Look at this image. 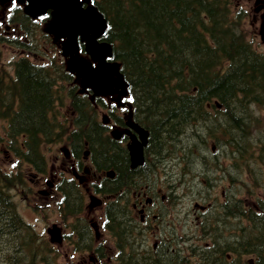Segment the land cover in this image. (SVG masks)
Listing matches in <instances>:
<instances>
[{
	"label": "trees",
	"instance_id": "obj_1",
	"mask_svg": "<svg viewBox=\"0 0 264 264\" xmlns=\"http://www.w3.org/2000/svg\"><path fill=\"white\" fill-rule=\"evenodd\" d=\"M94 1L108 21L105 40L113 45V60L120 62L140 122L151 132L148 152L155 162L164 163L168 157L175 165L170 181L195 183L204 190L210 176L223 170L221 158L208 144L214 139L240 170L237 182L264 187V143H254L252 132L261 121L257 109H264V57L241 33L240 20L232 16V1ZM67 77L57 62L46 68L27 58L13 63V75L0 69V149L5 146L18 161L13 172L0 162V264L56 263L51 245L22 219L12 194L24 185L27 164L46 171L45 146L64 139L80 155L88 144L96 166L117 173L102 194H115L117 185L132 175L133 181L147 180L145 174L130 170L125 149L106 134L87 97L72 89L73 125L58 121L54 105L62 100L64 89L57 82ZM162 168L155 165L150 172L156 178ZM245 168L249 181L245 175L242 182L239 176ZM63 182L60 210L63 216H76L83 206L80 189L72 180ZM245 203H213L210 214L201 216L204 231L212 233L205 239L211 249L218 248L219 261L243 264L244 256L254 254L257 263L264 264V206ZM118 209L116 199L107 203L106 227L115 238L124 233V239L132 240L134 221ZM85 240L92 236L85 235ZM122 259L154 264L146 259L133 263L132 252L126 250Z\"/></svg>",
	"mask_w": 264,
	"mask_h": 264
},
{
	"label": "rangeland",
	"instance_id": "obj_2",
	"mask_svg": "<svg viewBox=\"0 0 264 264\" xmlns=\"http://www.w3.org/2000/svg\"><path fill=\"white\" fill-rule=\"evenodd\" d=\"M236 4L240 5V10L244 8L245 16H246V22H245V30L248 34V37L250 39H253L254 44L257 46V48L261 51L264 50V45L260 43L259 38V23H260V17L261 13H257V7L259 6V1L256 3V0H235ZM258 4V5H257ZM16 8L18 9V6L14 2L7 3L6 5L0 6V69H5L11 72L13 74V62L16 61L22 54L28 55L32 58L31 53H27L22 49V45L17 43L15 40L19 39L17 38L18 30L16 31L15 27L13 25H17L19 30L22 29V26L19 22H16L15 19L12 18L13 13L16 11ZM238 8H235V11H237ZM17 12V11H16ZM15 12V14H16ZM11 13V15H10ZM11 23H5V19H11ZM10 24L11 26H7ZM45 27V23H42L41 21L33 24V30H34V39H31L37 42V45L39 47V55H42L45 51H53V41L52 39L46 37L43 32V29ZM26 32L22 33L21 36L25 34ZM35 37L37 38V41L35 40ZM21 40V39H20ZM56 48V50L58 51ZM22 50L24 52H22ZM51 55V53H49ZM3 67V68H2ZM98 107V106H97ZM61 112L65 113L66 115L70 114V108L68 106V102L66 101L64 106L62 107ZM101 108H98V115L99 118H101ZM255 134L260 135L264 140V112L261 113V121L260 125L255 129ZM256 144L260 143L259 141L254 142ZM209 146L216 145V142L214 139H211L209 141ZM66 147V144L63 142L61 144H54L50 146H46L44 148L45 157L48 161V168L47 174L40 175L36 170L33 169H27L28 174L25 176L26 185L20 186L18 189H15L13 191L14 200L16 202L17 210L21 217L28 223H31L34 228L37 230L39 234H41V238L43 241L47 242L49 245H52L49 243V237L46 233V229L50 227L52 224H57L63 229L64 234H70L71 231V223L75 221L76 217H68L63 218L58 209V202L61 200V195L56 191V188H54V185H56L57 181V174L58 172L63 168V161L61 156V148ZM217 148V147H216ZM217 152H221L219 148H217ZM153 153V151H152ZM223 153H225L223 151ZM154 158L151 157V163L154 164L155 161ZM0 162L3 165V167L9 171L13 172L16 170L14 168L15 166V159L14 156L8 151V149L3 146V149H0ZM227 162L225 161L223 163V166H225ZM169 165V164H168ZM65 166H70V162H66ZM89 165H85V167H88ZM53 167V172L55 175H51L49 173V170ZM264 168V165H262ZM92 169V168H91ZM264 171V169H262ZM176 170L174 169L173 165H170V173L174 175ZM85 177L83 176V184L82 189L87 192L85 194V207L84 211L81 212L79 215L80 222L84 223L86 222L91 231L90 233L97 232V236H93L92 244L95 245V247H98L100 243H105L107 239L110 238L109 233L104 228V206L101 205L97 208H89L88 204L90 203V196L93 194L99 197L101 200H106V198L102 197V195H99L94 192L93 184L94 182L99 183V181L102 179L103 173L93 172L90 170V172L86 173L84 172ZM67 176H70V174H66ZM82 175V174H81ZM100 176V177H99ZM189 176V175H188ZM188 179V177H186ZM48 180L52 184H44L43 181ZM52 187H49V186ZM254 187L253 191L256 194V196L261 197L263 188L256 186L253 183H248L243 186H240V189L244 192L239 194V197H243L246 192V190L249 187ZM222 189V188H220ZM184 193H187L186 196H191V193L188 190H184ZM220 194V193H219ZM255 196V197H256ZM248 197V196H245ZM257 200V198H255ZM253 202V200H250ZM200 202V201H199ZM196 201H190L189 198H186L184 200L185 209L190 211V214L186 216L185 210H183V206H178V208H175L174 215L171 213V217L175 219L177 231L183 233V235H187L190 233H194L198 231L199 229V222L196 217L195 213V207L194 204ZM255 203V202H254ZM171 208V207H170ZM84 220V221H83ZM195 220V222H193ZM92 226L95 228L92 229ZM99 237H105L103 239H98ZM152 243V241H151ZM204 243V241H203ZM201 246V245H200ZM192 247V246H188ZM52 251L51 255L56 257V263L54 264H91L93 263L92 253H86L83 251L75 250V246L73 244V240L71 241V238H65V242L62 245H56L51 246ZM55 249V251H54ZM115 252V251H114ZM114 252H111L110 254H107V257H105L102 262L104 264H116V260L113 256ZM188 257H192L191 253H188ZM108 256L110 257V260H108ZM52 258V256H51ZM39 264H45L40 263ZM48 264H52L51 261L48 262ZM95 264V262H94Z\"/></svg>",
	"mask_w": 264,
	"mask_h": 264
},
{
	"label": "flooded vegetation",
	"instance_id": "obj_3",
	"mask_svg": "<svg viewBox=\"0 0 264 264\" xmlns=\"http://www.w3.org/2000/svg\"><path fill=\"white\" fill-rule=\"evenodd\" d=\"M108 108L111 109V103L108 104ZM128 111L129 109L123 117L121 113L115 110L111 120L108 121L112 125L124 128L126 125L125 115ZM122 138L127 137L122 136L120 139ZM77 168L82 167L71 163V171L74 174ZM131 177L133 175L117 185L116 198L119 206L117 211L130 215L134 221L136 232L133 233V239L128 241L124 239V233H121L118 238L113 239L110 237L104 244H100L105 250L112 252L117 250L119 262H122L123 251L126 250L132 252L133 263H139V261L146 259L154 264H222V261H219L220 257H216L218 248L211 249L202 246L203 239L212 236L211 232L198 230L190 233L191 236H189V234L183 235V233L177 231L175 219L170 216L171 213L172 215L175 213V208H172L171 211L170 203L178 204L180 194L171 192V188H173L171 184L138 182L130 179ZM82 180L83 178L79 181L82 183ZM214 186L222 189L227 187L228 193L223 192L222 196L228 197L229 202L234 203L236 197L234 185L216 184ZM196 218L199 219V216H196ZM228 233L234 235L235 231H229ZM228 233H225V235H229ZM103 238L105 237H100V239ZM127 242L128 248H123ZM189 245L192 247H188ZM208 250L209 252H207ZM189 252L192 257H188ZM93 258L94 255L92 260ZM163 258L166 259L165 262L161 261Z\"/></svg>",
	"mask_w": 264,
	"mask_h": 264
},
{
	"label": "water",
	"instance_id": "obj_4",
	"mask_svg": "<svg viewBox=\"0 0 264 264\" xmlns=\"http://www.w3.org/2000/svg\"><path fill=\"white\" fill-rule=\"evenodd\" d=\"M5 1V0H3ZM24 2V0H18ZM29 4L25 12L33 17L51 12L46 31L52 33L56 39L65 38L62 43L63 54L69 56L68 70L75 73L82 80L84 88L91 86L96 95L114 93V87L123 89L121 94H126V83L119 71L118 63L107 62L112 56V48L106 42H99L98 38L105 35L107 23L94 5L83 7L84 4H91L92 0H27ZM261 34L264 39V22L261 26ZM85 42L86 52L92 60L88 61L80 57L78 37ZM141 135V140L132 138L128 148L131 156V167L136 168L143 164V148L147 144L148 133L138 125H131ZM114 133V132H113ZM99 201L93 199V205ZM51 242L59 240L60 230L57 226L48 229Z\"/></svg>",
	"mask_w": 264,
	"mask_h": 264
},
{
	"label": "bare ground",
	"instance_id": "obj_5",
	"mask_svg": "<svg viewBox=\"0 0 264 264\" xmlns=\"http://www.w3.org/2000/svg\"><path fill=\"white\" fill-rule=\"evenodd\" d=\"M157 152V151H156Z\"/></svg>",
	"mask_w": 264,
	"mask_h": 264
}]
</instances>
